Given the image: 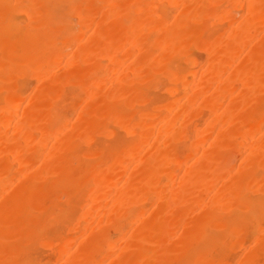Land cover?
Here are the masks:
<instances>
[{
  "label": "bare ground",
  "instance_id": "bare-ground-1",
  "mask_svg": "<svg viewBox=\"0 0 264 264\" xmlns=\"http://www.w3.org/2000/svg\"><path fill=\"white\" fill-rule=\"evenodd\" d=\"M0 264H264V0H0Z\"/></svg>",
  "mask_w": 264,
  "mask_h": 264
}]
</instances>
